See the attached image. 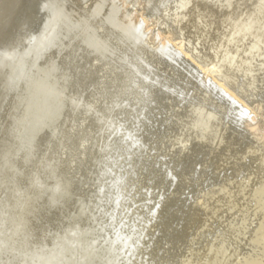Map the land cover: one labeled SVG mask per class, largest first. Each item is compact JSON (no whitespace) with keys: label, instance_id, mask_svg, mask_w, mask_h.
I'll return each mask as SVG.
<instances>
[{"label":"bare ground","instance_id":"6f19581e","mask_svg":"<svg viewBox=\"0 0 264 264\" xmlns=\"http://www.w3.org/2000/svg\"><path fill=\"white\" fill-rule=\"evenodd\" d=\"M0 264H264V0H0Z\"/></svg>","mask_w":264,"mask_h":264},{"label":"snow or ice","instance_id":"6c2138e0","mask_svg":"<svg viewBox=\"0 0 264 264\" xmlns=\"http://www.w3.org/2000/svg\"><path fill=\"white\" fill-rule=\"evenodd\" d=\"M45 7H47V5H45ZM221 7H223V5H221ZM90 111H91V108L89 109ZM37 183H38V181H37ZM59 190V189H58ZM58 202V201H57Z\"/></svg>","mask_w":264,"mask_h":264}]
</instances>
